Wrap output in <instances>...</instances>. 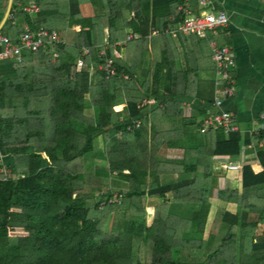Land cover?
I'll return each mask as SVG.
<instances>
[{
  "label": "trees",
  "instance_id": "trees-1",
  "mask_svg": "<svg viewBox=\"0 0 264 264\" xmlns=\"http://www.w3.org/2000/svg\"><path fill=\"white\" fill-rule=\"evenodd\" d=\"M27 1L14 0L0 36L15 40L27 24L32 31L57 32L60 43L54 61L45 52H24L21 62L0 59V151L5 158L0 170L12 173L11 178L0 173V264H219V260L261 264L264 258L252 252L253 238L264 225V204L251 205L259 207L255 222L218 209L210 234L202 241L209 210L208 186L204 184L211 177L206 166L200 172L194 166L184 167L183 174L194 176L179 185L145 183L149 171L159 166L155 153L160 146L172 148L183 140L182 135L170 132L191 126L181 118L180 104L175 102L182 95L174 90L180 78L176 59L171 48H161L160 43L167 37L165 29L184 23L186 15L179 10L184 1L100 0L105 12L96 17H79L78 13L82 4L95 0H34L38 12L33 16L21 8ZM7 3L0 0V9ZM17 20H21L18 25ZM72 27L81 30L71 31ZM152 29L162 34L152 39L151 69L146 60L147 36ZM129 35L138 39L118 45ZM104 48L105 57H101ZM3 49L0 43V54ZM108 59L115 60L117 77L90 73L93 65L104 66ZM79 62L83 63L81 69ZM143 63L142 82L122 79L124 74L132 79L140 73ZM162 91L168 93V102L163 101ZM160 100L166 105L164 111L157 106ZM124 102L128 116L121 121L119 104ZM176 112L183 124L174 119L178 118ZM139 121L140 128L128 129ZM202 135L211 138L206 158L242 151L239 133L232 132L226 139L221 130L210 129ZM249 140L247 137L245 143ZM99 141L104 150L96 153ZM196 151L200 164L203 149ZM90 154L103 163L92 171L81 164ZM112 175L130 185L129 191L116 194L118 203H109L115 192L94 194L108 185ZM263 184L264 173L244 167L243 208L250 207V195L257 194V187ZM220 197L239 199L236 189ZM147 198L163 199L167 207L172 203L198 207L190 219L197 237L183 240L187 245L182 248L188 246L184 260L171 256V237L163 234L164 228L171 227L170 215L165 217L161 213L165 209L155 208L150 222ZM100 200L102 207L96 204ZM104 218L114 222L110 232L101 229ZM181 221L178 226L187 227V221Z\"/></svg>",
  "mask_w": 264,
  "mask_h": 264
},
{
  "label": "crops",
  "instance_id": "crops-1",
  "mask_svg": "<svg viewBox=\"0 0 264 264\" xmlns=\"http://www.w3.org/2000/svg\"><path fill=\"white\" fill-rule=\"evenodd\" d=\"M183 1V4L179 6V10H182L184 14L186 10L191 11L197 16L205 13L224 12L228 18V23L227 27L217 37L209 35L203 38L165 34L163 32L167 37H162L163 39L160 42L161 48H164L165 45L171 48L176 59V70L180 73V78L174 86V90L181 92L182 95L178 96L175 102L180 104L181 118L187 121L188 124L191 123V126L189 128L178 129L179 133L175 132L174 129L176 128L170 132V134L182 135L183 140L178 141L172 148L167 147L165 144L160 146L155 153V159H157L159 166L155 170L149 171L145 183L147 185L153 183L158 185H179L183 181L191 180L194 176V173L183 174L182 169L184 167L192 168L194 166L197 172H200L206 166V169L211 172V177L204 184V186H208L207 202L209 203V210L201 239L202 241H206L218 209L221 212L223 211L242 218L247 216L248 222H255L259 218V207L256 208L251 205L264 204L263 184L257 187V194L250 195V207L245 209L242 205L244 167H250L255 174L264 173V128H262L264 117L261 116H264V0ZM202 1L205 3L201 4ZM29 2H34V0H29L26 4ZM24 5H21V8ZM6 8L0 9V14H5ZM128 20H131L130 16ZM20 22L21 20H17L16 24L18 25ZM27 26V24L23 25V31ZM152 31L153 29L150 31L149 36H147L149 42L146 61L148 62L153 58V38L149 40ZM126 39L118 43V45H122ZM213 43L219 47H229L233 57H235L236 69L232 72V78L236 82L237 93L225 101L220 111L222 110L235 116L233 117V126L237 130L233 132L239 133L242 136L243 145L239 155H215L206 158L211 150V138L210 136L202 135L205 132L200 131V124L206 117L218 112L217 109L212 107L214 101V82L216 80L215 64L212 60ZM56 58L52 56L53 61ZM146 63H143L142 67H140V73L135 74L132 79L129 75L124 74V76H128L130 79L127 82H142V71ZM93 71L95 70L90 71V73ZM162 95L165 97L163 101L168 102V93L162 91ZM163 101L156 102L162 111L166 109ZM124 104L125 102L119 104L124 112L121 121L128 116V113L124 110ZM176 114L178 118L174 117V119L183 124L180 121L179 112H176ZM179 123L177 122V127ZM151 126L152 123L150 121L148 123L149 131H151ZM230 133L223 132L224 138L227 139ZM118 136L121 137V133ZM247 137L250 138L249 144L245 143ZM198 148L203 149V155H201L203 158L200 164L196 162L198 158V151L196 149ZM169 157L170 159H168ZM237 163L241 166L239 170H228L225 168L226 164ZM125 174L129 175V172H125ZM116 186L120 190H123V192L129 191L130 187L128 183L123 181H120ZM232 189H236L239 196L238 201H229L220 197L222 194L224 197L228 196ZM145 205L151 209L150 222L155 218V213L153 212L155 208L162 207L165 209L164 212H161L165 217L168 214L170 215L171 227L164 228L163 234L171 237V256L180 261L184 260L185 258L182 256L186 254L188 246H185L184 249L182 248L183 245H187L186 242L182 243L183 240L185 238L192 240L197 237V229L190 223V219L192 212L196 211L198 207L179 203H172L167 207L164 200L159 198H147ZM166 208H168L167 211ZM144 220L145 217L139 221L143 223ZM181 220L187 221V227L178 226L180 222L182 223ZM261 229L259 235L253 238L254 249L252 254L253 256L260 258L262 256L264 258V225H262ZM179 248H182L180 252H178ZM261 260L260 263L264 264V260ZM219 261H221L219 264H224L222 260Z\"/></svg>",
  "mask_w": 264,
  "mask_h": 264
},
{
  "label": "built area",
  "instance_id": "built-area-1",
  "mask_svg": "<svg viewBox=\"0 0 264 264\" xmlns=\"http://www.w3.org/2000/svg\"><path fill=\"white\" fill-rule=\"evenodd\" d=\"M205 2L202 1L201 4ZM23 11L28 15H33L38 11V8L34 2H29L22 7ZM186 19L184 23L174 26L172 29H166L165 34H181L184 36H198L206 37L208 34L217 37L226 27L228 18L224 12L218 13H205L203 15H194L191 11H185ZM161 35L160 31L153 30L151 33V40L154 37ZM137 35H129L123 44H128L134 40H137ZM0 43L4 45V49L0 54V59H15L17 62H21L23 53H39L45 52L51 54L54 58L57 57L55 52L56 46L59 45V35L56 32H48L40 29L36 32H32L27 26L25 30L15 39L0 36ZM212 60L215 64L216 80L214 82V101L212 107L217 109L218 112L206 117L200 124L201 132H206L210 129L221 130L226 133L236 131L237 128L233 126V116L231 113L220 111L223 104L227 99L237 93V86L235 80L232 78V72L236 69L235 57H233L232 51L229 47H219L213 43ZM105 50H101L100 56L105 57ZM89 51L85 50L84 55H88ZM83 63L79 62L78 67L82 68ZM92 70L97 72H103L106 74L107 79L115 78L118 75L117 67L115 66L114 59H108L105 65L95 64L92 66ZM124 81H129L128 76H122ZM264 117L263 115H261ZM141 123H136L135 127H128L131 131L134 128H140ZM264 128V124H262ZM4 163V156L0 151V164ZM240 164H226L225 168L228 170H239ZM2 169L0 173H3ZM10 172V171H9ZM8 175V176H7ZM7 178L12 177V173L7 174ZM99 196H103L104 193H98ZM101 201V200H100ZM97 201L100 207L104 205L101 201ZM119 196L115 195L109 203H118Z\"/></svg>",
  "mask_w": 264,
  "mask_h": 264
},
{
  "label": "rangeland",
  "instance_id": "rangeland-1",
  "mask_svg": "<svg viewBox=\"0 0 264 264\" xmlns=\"http://www.w3.org/2000/svg\"><path fill=\"white\" fill-rule=\"evenodd\" d=\"M95 1L96 2L94 4L93 3L82 4L81 8H80V11L78 12L80 14L79 17H83V16H86V15H92V16H95V17L103 15L104 12H105V9L103 10L102 3L100 2V0H95ZM126 14H127V17H128V12ZM63 26H65V24ZM79 28L78 27H72V28H69V29L71 31H75V32L77 31L78 32L79 30H81ZM141 67H142V65H141ZM152 67L153 66H152V59H151L149 68L152 69ZM87 102L90 104L91 101L88 99ZM102 150H104V145H103L102 141H99V143H97V145H96V153H99ZM92 156H93V154L92 155L90 154L88 157L85 158L84 161L81 162V164L85 165L86 169H91L90 171H92L93 169H98L101 165H103V163L101 162L102 161L101 159L90 158ZM168 159H170V157ZM3 174L7 175V174H10V172L9 171H5V172H3ZM119 182L120 181H119V178L117 177V175H112L110 177L109 184L105 188H103L101 191H95L94 194L96 192L97 193H106L107 191L115 192V195L118 194V193H121V192H123V190H120V188H118L116 186L117 184H119ZM96 215L98 216L99 214H96ZM114 226H115L114 222H112L111 219H109V218H104V219L101 220V229L104 232H110L112 229H114Z\"/></svg>",
  "mask_w": 264,
  "mask_h": 264
},
{
  "label": "water",
  "instance_id": "water-1",
  "mask_svg": "<svg viewBox=\"0 0 264 264\" xmlns=\"http://www.w3.org/2000/svg\"><path fill=\"white\" fill-rule=\"evenodd\" d=\"M13 4H14V0H8L6 12H5L4 17L2 19V22L0 24V33L3 30L4 26L6 25L7 20L11 16V11H12V8H13ZM4 161H5V158H4Z\"/></svg>",
  "mask_w": 264,
  "mask_h": 264
}]
</instances>
